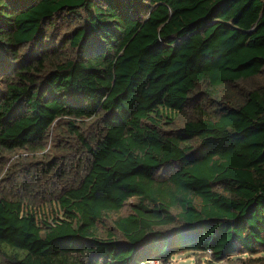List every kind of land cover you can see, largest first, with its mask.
I'll use <instances>...</instances> for the list:
<instances>
[{
	"label": "trees",
	"instance_id": "1",
	"mask_svg": "<svg viewBox=\"0 0 264 264\" xmlns=\"http://www.w3.org/2000/svg\"><path fill=\"white\" fill-rule=\"evenodd\" d=\"M53 129L82 176L0 194L1 264L264 255V0H0V160Z\"/></svg>",
	"mask_w": 264,
	"mask_h": 264
},
{
	"label": "rangeland",
	"instance_id": "2",
	"mask_svg": "<svg viewBox=\"0 0 264 264\" xmlns=\"http://www.w3.org/2000/svg\"><path fill=\"white\" fill-rule=\"evenodd\" d=\"M57 34L58 31L55 32V35ZM54 131L55 129L47 136L42 149L16 151L0 160L2 162L0 165V194L23 200L26 209H31L38 219L48 222L55 214L54 197L61 189L68 186L73 178L76 182L82 176L83 169L77 152L73 151L75 147L67 154H63L60 148L54 145L53 141L56 139ZM51 161L57 167L55 173L48 169L47 164ZM58 169L64 175L58 177ZM123 214H127V208ZM256 257L264 259L263 254L251 257L237 255L217 264H248V259ZM208 261L205 255L187 252L173 256L169 264H210Z\"/></svg>",
	"mask_w": 264,
	"mask_h": 264
},
{
	"label": "built area",
	"instance_id": "3",
	"mask_svg": "<svg viewBox=\"0 0 264 264\" xmlns=\"http://www.w3.org/2000/svg\"><path fill=\"white\" fill-rule=\"evenodd\" d=\"M150 263L152 264V263H155V262H149V264H150Z\"/></svg>",
	"mask_w": 264,
	"mask_h": 264
}]
</instances>
